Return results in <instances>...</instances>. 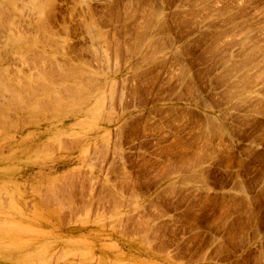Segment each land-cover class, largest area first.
Masks as SVG:
<instances>
[{
  "label": "rangeland",
  "instance_id": "obj_1",
  "mask_svg": "<svg viewBox=\"0 0 264 264\" xmlns=\"http://www.w3.org/2000/svg\"><path fill=\"white\" fill-rule=\"evenodd\" d=\"M0 75V264H264V0H0Z\"/></svg>",
  "mask_w": 264,
  "mask_h": 264
},
{
  "label": "bare ground",
  "instance_id": "obj_2",
  "mask_svg": "<svg viewBox=\"0 0 264 264\" xmlns=\"http://www.w3.org/2000/svg\"><path fill=\"white\" fill-rule=\"evenodd\" d=\"M23 41H24V40H23ZM27 51H28V50H27ZM43 57H44V56H43ZM35 58H36V56H35ZM42 60H43V59H42ZM36 61H37V60H36ZM44 61H45V60H44ZM45 63H46V62H45ZM47 63H48V62H47ZM33 66H34V65H33ZM27 74H28V73H27ZM42 74H43V73H42ZM70 74H71V73H70ZM0 76H1V75H0ZM2 77H5V76H2ZM26 77H27V76H26ZM35 77H36V76H35ZM12 78H13V77H12ZM20 78H21V76H20ZM36 78H37V77H36ZM44 78H45V77H44ZM23 79H24V78H23ZM26 79H27V78H26ZM26 79H25V80H26ZM40 79H41V78H39V80H40ZM50 79H51V78H50ZM50 79L48 78L47 81L50 80ZM51 80H52V79H51ZM4 81H5V80H4ZM27 82H28V81H27ZM35 82H38V81H35ZM42 82L44 83V81H42ZM48 82H49V81H48ZM50 82H51V81H50ZM0 83H1V80H0ZM7 83H8V81H7ZM40 83H41V82H40ZM56 83H57V82H56ZM27 84H29V83H27ZM46 84H47V82H46ZM46 84H45V85H46ZM52 84H53V83H52ZM77 84H78V83H77ZM25 86H26V85H25ZM35 86L37 87V85H35ZM39 86H41V85H39ZM42 86H43V84H42ZM7 87H8V86H6L5 88H7ZM13 87H14V86H13ZM17 87H18V86H17ZM23 87H24V86H23ZM32 87H34V86L32 85ZM44 87H45V86H44ZM47 87H49V86H47ZM47 87H46V88H47ZM8 88H9V87H8ZM8 88H7V89H8ZM27 88H28V87H27ZM34 88H35V87H34ZM39 88H40V87H39ZM46 88H44L43 90H45ZM50 88H51V87H50ZM64 88H65V87H64ZM64 88H62V89H64ZM13 89H14V88H13ZM18 89H19V88H18ZM52 89H53V88H52ZM2 90H3V88H2ZM23 90H24V89H23ZM23 90H22V91H23ZM36 90H37V89H36ZM60 90H61V89H60ZM13 91H14V90H13ZM27 91H28V90H27ZM49 91H50V90H49ZM49 91H48V92H49ZM1 92H2V91H1ZM50 92H51V91H50ZM64 92H65V91H64ZM64 92H63V93H64ZM10 93H11V92H10ZM10 93H9V94H10ZM12 93H14V92H12ZM15 93H16V92H15ZM17 93H18V92H17ZM37 93H38V92H37ZM25 94H26V93H25ZM31 94H34V92H32V90H31ZM12 95H13V94H12ZM29 95H30V91H29V94H27V98H28ZM30 96H32V95H30ZM33 96H34V95H33ZM10 97H11V96H10ZM65 97H66V96H65ZM16 98H17V97H16ZM77 98H78V96H77ZM17 99H18V98H17ZM17 99H16V100H17ZM20 99H21V98H20ZM20 99H19L18 101H20ZM25 99H26V97H25ZM49 100H50V99H49ZM25 101H26V100H25ZM34 101H35V100H34ZM43 102H44V101L41 102V103H42L41 105H43ZM44 104H45V102H44ZM20 105H21V104H20ZM45 105H49V103L47 102V104H45ZM22 106H23V105H22ZM18 107H19V106H18ZM40 107H41V106H40ZM48 107H50V106H48ZM67 107H68V105H67ZM22 108H23V107H22ZM22 108H21V109H22ZM51 108H52V107H51ZM65 108H66V107H65ZM26 109H27V108H26ZM47 110H48V108H47ZM47 110H46V111H47ZM36 113H37V112H36ZM10 114H11V113H10ZM9 117H10V116H9ZM52 144H53V143H52ZM49 145H50V144H49ZM56 189H57V188H56ZM37 190H38V189H37ZM57 190H58V189H57ZM60 194H61V193H60ZM67 200H68V199H67ZM47 203H48V202H47ZM119 219H120V218H119ZM121 219H122V218H121Z\"/></svg>",
  "mask_w": 264,
  "mask_h": 264
}]
</instances>
